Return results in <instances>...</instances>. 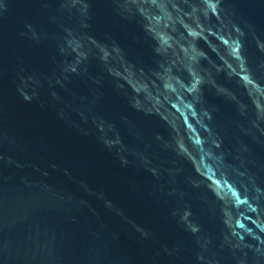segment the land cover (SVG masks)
<instances>
[{
  "label": "water",
  "instance_id": "water-1",
  "mask_svg": "<svg viewBox=\"0 0 264 264\" xmlns=\"http://www.w3.org/2000/svg\"><path fill=\"white\" fill-rule=\"evenodd\" d=\"M260 61L264 0H0V264H256Z\"/></svg>",
  "mask_w": 264,
  "mask_h": 264
},
{
  "label": "clouds",
  "instance_id": "clouds-1",
  "mask_svg": "<svg viewBox=\"0 0 264 264\" xmlns=\"http://www.w3.org/2000/svg\"><path fill=\"white\" fill-rule=\"evenodd\" d=\"M203 3L207 4L208 0H203ZM113 12L119 14V10L117 8H113ZM193 15L195 16V9L193 10ZM232 20H233V27H235L236 31L240 32L241 34H243L242 33V27L246 28V27L251 26V25L247 24L246 21L241 23V21L237 18L235 11H233ZM200 55H203V53H200ZM256 68L257 69H264V61H260L259 64L256 65ZM247 70L249 72L253 73V75H254V70H253V67L251 65L249 66V68ZM33 94H35V93H33ZM25 99L30 100L31 97L25 96ZM132 106L136 107L135 103H133ZM192 114L195 116L196 113L193 112ZM93 123L95 124L96 130L98 132V139L101 140V142L106 147L112 148L115 146V143L119 142V139L121 138V136H120L119 131L116 129V127L113 123H111L105 119L96 118L95 116L93 117ZM110 141H114L115 143L110 144ZM181 142L182 141H181L180 137H176L174 140V143H176V144H179ZM199 143H200L199 140L192 141V147L194 148V151H196V152L199 151V149H198ZM121 147H123V146H121ZM178 154L181 156L183 155L182 152H179ZM120 161H121L122 166H126L128 163V161L123 156L120 157ZM187 180L190 184L193 183L191 178H187ZM181 195H183V193ZM175 214L176 213H174V215ZM253 259L256 261V264H264V247L256 248L254 250Z\"/></svg>",
  "mask_w": 264,
  "mask_h": 264
}]
</instances>
